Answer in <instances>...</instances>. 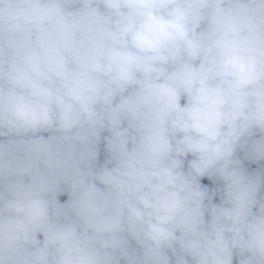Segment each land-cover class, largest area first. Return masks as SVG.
Instances as JSON below:
<instances>
[{"label": "clouds", "instance_id": "clouds-1", "mask_svg": "<svg viewBox=\"0 0 264 264\" xmlns=\"http://www.w3.org/2000/svg\"><path fill=\"white\" fill-rule=\"evenodd\" d=\"M0 264H264V0H0Z\"/></svg>", "mask_w": 264, "mask_h": 264}]
</instances>
